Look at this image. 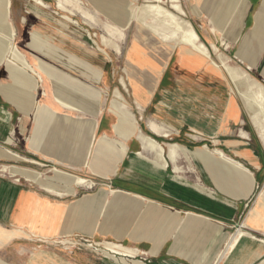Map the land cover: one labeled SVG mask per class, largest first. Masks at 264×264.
Returning <instances> with one entry per match:
<instances>
[{
  "label": "crops",
  "instance_id": "1",
  "mask_svg": "<svg viewBox=\"0 0 264 264\" xmlns=\"http://www.w3.org/2000/svg\"><path fill=\"white\" fill-rule=\"evenodd\" d=\"M89 1L116 21L137 2ZM195 2L199 16L211 12L209 0ZM210 21H218L211 33L224 29L223 18ZM129 27L127 92L106 72V59L83 54L78 46L86 43L68 37L45 53L55 65L41 59L34 65L42 100L33 105L32 97L10 99L0 91L1 143L11 146L18 133L25 157L109 183L52 197L0 177V264H264V144L231 80L210 58L173 49L138 21H127L124 31ZM116 90L133 120L112 108ZM59 94L81 112L64 108ZM140 134L163 146V159L159 150L143 148ZM169 141H188L206 158L177 151L172 160ZM76 235L101 249L68 252L45 244L32 250L36 242Z\"/></svg>",
  "mask_w": 264,
  "mask_h": 264
},
{
  "label": "rangeland",
  "instance_id": "2",
  "mask_svg": "<svg viewBox=\"0 0 264 264\" xmlns=\"http://www.w3.org/2000/svg\"><path fill=\"white\" fill-rule=\"evenodd\" d=\"M42 1L46 4L47 9L37 6L34 0H9L10 4L8 9L9 11H8L7 21L11 24V26L14 29L13 46L16 49H18V51L22 54V56L26 60L29 66L28 70H31L29 72H31L30 75L33 81V84L30 86L29 90L26 88L24 90L21 87L16 88L18 92L17 94L21 96L22 99L32 97L33 100L31 102L33 103V105L35 104V102H39L40 100H42V88H40L37 91L38 79H40L42 82V78L41 76H38V74L36 73L34 65L40 59L49 64L51 63L54 64L49 58L46 57L47 55L45 53H47L46 51L51 49L49 46L50 44L53 46L56 45L57 47H60L58 45H60V39H62L63 37L75 39V42L81 41L86 43L84 46L81 45L78 46L79 49L82 48L84 49L83 54L89 52L90 56L91 54H97L103 57V59H106V63H107L105 68L106 72H110V74L111 73L114 74L116 81L119 80L121 81L122 79L125 80L127 75H126V71H124L125 69L123 66L124 64L123 58L126 48L128 46V41L131 32L130 27L128 28L127 31H124L125 26L127 24L126 13H122L120 15V18H122L123 20L116 21L115 17H113L112 15H108V14L105 15V13L99 12L98 9H103L104 7H100V8L94 7L89 0H42ZM146 1L147 0H137L136 4L137 6H139L140 4H143ZM58 2L67 3L70 6L68 7V9L73 10L74 13L73 16L71 15V19L75 20V22L79 24L78 26L67 24L68 22L65 21L62 18V16H66L68 14L57 10ZM130 2H132V0H129V3ZM209 2H210L209 4L210 8H208V10L211 9V12L203 13L202 15L200 14V16L198 11L201 8L199 7V3L197 4L195 0H181L180 5H182L183 9L186 12L187 15L185 16L186 19L192 23L197 34H199L200 38L203 40L202 42L205 45L212 44L211 46L214 45L217 47L218 53L213 54L214 52L213 50H211L212 62L217 63V66L221 68L223 71H225L219 59L220 55H222L225 58H227L232 65L240 68L241 70L246 71L248 74H250V76L254 80L264 85V0H249V4H250L249 10L246 13L244 19L241 20V22H239L241 18V10L235 12L233 15L229 14L227 10L228 9L227 0H213V2L212 0H209ZM164 5L166 6V8H169L171 10V6H172L171 0H166ZM74 6L80 7L81 11L76 12L74 10ZM203 9H207V8H203ZM213 16L216 19L223 17L222 25L224 29L222 31H217L214 33L210 32L209 27H212L210 18H213ZM124 21L125 23H122ZM112 27H118L120 30H122L124 34L123 38H120L121 36L120 37L117 36L116 31H114ZM211 31H213V29ZM103 36L112 37L116 41H118L122 48V54L117 55L114 51L105 47L102 43ZM208 45L206 46L211 48V46ZM37 69L40 70L45 75L49 74L48 70L43 67H40V65H37ZM8 70H9V65L7 66V64H5L3 61L0 64V87L12 83L8 74ZM41 82L40 85H42ZM116 84H118V82ZM232 88L238 100L241 103H243L242 99L235 91L234 85L232 86ZM108 96L109 95L107 94L106 97L107 100H109ZM112 102H114V100ZM72 107L74 108L71 109L72 111L81 112L77 105ZM112 108H113V103H112ZM126 111L127 112L129 111L131 113L129 109ZM130 117L133 120L132 113ZM252 123L253 122H250V125L251 127H254L255 125L254 123L253 124ZM253 129H255V133H257L259 139H261L262 143L264 144V138L260 135L258 129L256 127H254ZM169 143L170 144L179 143L185 146L186 148H189L191 151H196L194 150L193 146H190V143L188 141L185 142L169 141ZM21 144H22L21 136H19L18 133H15V135L12 137L11 146H8L0 142V149L5 152V154L0 153V177L15 181L18 185L32 187L52 197H56V196L44 192L38 185L32 183L31 181H27L25 179L16 176H12L9 174L10 172L8 173L4 172L3 169L6 167L9 170L13 166H15L19 168L37 171L41 173L44 180H47L49 182L50 181L54 182V185L58 186V188H60L61 190H66L67 187L74 188L75 186H82L83 188L80 189L79 191L81 192L86 191L91 193L94 192L95 187H98V185L101 186V185L109 184L108 182H104V181L100 183V181H98L97 179L94 180L90 177L86 178L85 180L81 177L65 172L66 171L65 169H63L62 167L56 164L49 163L46 161H41L37 157H32L31 155L25 157L24 155H22L23 153L21 149ZM170 144L168 150L171 151L172 148ZM7 149L13 153L9 152ZM197 152L200 151L197 150ZM14 153L15 155L19 156L18 160L11 157L10 154H14ZM6 156H10L14 160H7L6 158H3ZM23 156L25 158H23ZM182 160L185 165L194 166L193 159H189L188 157L184 156ZM34 161L39 162L42 165L39 166L33 164L32 162ZM55 169L60 170L66 174L75 176L76 178L82 179L84 180V182L77 185L68 182L64 183L63 180H61V178H58L57 173L54 172ZM87 186H90L91 188L88 189ZM129 192L131 193V191ZM132 192L136 193L135 191ZM66 240L72 241L75 246L69 247L66 246L65 244L62 245L59 243ZM84 240H88L89 243H84ZM108 241L112 242V240L109 239ZM96 242L97 241L94 242L93 240L86 239L81 235H76L72 237H62L59 239L51 240L48 243L36 242L34 243V247L32 248V250L35 248L38 249L39 247L47 244L50 246L61 247L68 252H72L73 249L75 248L87 247L93 250L95 253H97L99 251L98 249H101V247L100 245H97Z\"/></svg>",
  "mask_w": 264,
  "mask_h": 264
},
{
  "label": "bare ground",
  "instance_id": "3",
  "mask_svg": "<svg viewBox=\"0 0 264 264\" xmlns=\"http://www.w3.org/2000/svg\"><path fill=\"white\" fill-rule=\"evenodd\" d=\"M165 1L166 0H148L143 4H140L139 6L133 3L131 6H129L126 13L128 24H131L133 21H138L155 37L159 38L162 43L164 42L171 44V47L173 49L178 48L180 46L187 47L192 51L200 53L210 59L212 58L211 50H213V54L218 53V49L216 46L213 45L211 46V48H209L200 40V37L197 34L194 26L190 21L186 19V14L181 8L180 0H171V10L169 8H166V6L164 5ZM34 2L37 4V6L47 9L46 4L42 0H34ZM227 2L228 5H226L228 7L227 10L229 14L233 15L235 12L241 10V18L239 21L241 22V20L244 19L246 13L249 10V0H227ZM9 4V0H0V64L4 61L7 66L9 65V70L12 74V83L9 85L1 86L0 91L2 93H5L6 96H8L10 99H16L18 98V92L16 88L21 87L24 90L25 88L29 90L30 86L33 84V81L30 75L31 72L28 71L29 66L26 60L18 51V49L13 46L14 29L11 24L7 21ZM68 7L70 6L67 3L58 2L57 10L68 14L66 16H62V18L68 22L67 24L78 26L79 24L75 22V20L71 19V15H74L73 10H69ZM74 10L76 12H80L81 8L78 6H74ZM216 20H221V18ZM217 24L218 21L211 22V26L213 28ZM112 29L116 31L117 36H121L120 38H123L124 34L122 30H120L118 27H112ZM102 43L105 47L114 51L117 55L122 54L121 45L114 38L103 36ZM219 59L227 76L233 83L235 91L242 99L245 105V109L249 114L252 122L260 132V135L264 138V85L254 80L246 71L241 70L240 68L232 65L229 60L224 56L220 55ZM214 64L217 65V63ZM120 85L124 88L126 92L128 91V86L124 79L120 81ZM57 101L61 103V105L66 109H74L72 106L76 105V103H73V105L69 104V102H67L65 98H63L60 94L57 95ZM126 107L127 105L125 104V99L123 95L121 94V92L116 90L115 100L113 102V109L117 111V113H119L122 117L126 119H131V113L129 111H126L128 110ZM140 138L144 146L143 148L145 150H159L160 159H163V146L160 143H158L155 139L148 135L140 134ZM170 146L172 149L171 151L169 150V157L172 160L175 157L177 151H186L188 155L196 159L205 160V155L203 153L191 151L189 148L185 149L177 144H173ZM0 153L5 154V152L1 149ZM214 153L218 154L221 159L227 161L230 165L242 167L240 163L225 157V155L221 151L216 150ZM10 155L16 160L19 159L18 155ZM138 157L139 159H142V161L146 160V158L143 157L142 154H138ZM32 163L39 166L42 165L36 161ZM3 170L7 173L10 172L9 174L12 176L31 181L32 183L38 185L43 191L55 195L57 197H67L75 195V189L73 187H67L66 190H61L60 188H58V186L54 185V182L44 180L41 173L37 171L19 168L15 166L10 168L9 170L5 167ZM54 172L57 173L58 178H61L64 183L72 182L74 183V185H77L84 182V180L66 174L60 170L55 169ZM108 247L113 251L116 250V247L113 245H109Z\"/></svg>",
  "mask_w": 264,
  "mask_h": 264
},
{
  "label": "built area",
  "instance_id": "4",
  "mask_svg": "<svg viewBox=\"0 0 264 264\" xmlns=\"http://www.w3.org/2000/svg\"><path fill=\"white\" fill-rule=\"evenodd\" d=\"M59 243L62 244V245L65 244L66 246H69V247L75 246L72 241H68V240L63 241V242H59ZM84 243H89V241L88 240H84Z\"/></svg>",
  "mask_w": 264,
  "mask_h": 264
},
{
  "label": "trees",
  "instance_id": "5",
  "mask_svg": "<svg viewBox=\"0 0 264 264\" xmlns=\"http://www.w3.org/2000/svg\"><path fill=\"white\" fill-rule=\"evenodd\" d=\"M199 35V34H198ZM200 37V36H199ZM200 40H201V38H200ZM202 41V40H201Z\"/></svg>",
  "mask_w": 264,
  "mask_h": 264
}]
</instances>
